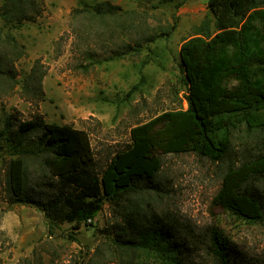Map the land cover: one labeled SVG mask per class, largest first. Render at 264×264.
Returning a JSON list of instances; mask_svg holds the SVG:
<instances>
[{
    "label": "trees",
    "instance_id": "16d2710c",
    "mask_svg": "<svg viewBox=\"0 0 264 264\" xmlns=\"http://www.w3.org/2000/svg\"><path fill=\"white\" fill-rule=\"evenodd\" d=\"M162 1L179 7L186 0ZM206 8L178 50L186 108L133 125L129 142L104 163L84 129L40 115L5 118L0 140L14 154L5 166L10 201L35 206L50 222L76 230L108 205L109 245L119 264H264V256L239 249L218 226L197 230L150 199L163 192L162 156L193 153L223 166L212 204L246 223L264 224V0H207ZM40 12L39 0H0V20L8 27ZM135 14L101 0L72 9L70 17L128 30L136 29ZM0 39L1 84L12 88L22 51L1 28ZM42 76L35 67L25 88H40Z\"/></svg>",
    "mask_w": 264,
    "mask_h": 264
},
{
    "label": "rangeland",
    "instance_id": "374dc122",
    "mask_svg": "<svg viewBox=\"0 0 264 264\" xmlns=\"http://www.w3.org/2000/svg\"><path fill=\"white\" fill-rule=\"evenodd\" d=\"M39 1L41 12L32 20L9 27L0 20L22 51L14 61V86L0 79V127L9 115H40L84 129L101 164L129 142L133 125L186 108L178 50L207 14V0L179 7L162 0H109L136 11V29L128 30L84 15L71 20L72 9L101 0ZM35 67L43 73L40 88L27 90ZM13 155L1 139L0 264H119L109 245L108 205L76 230L68 222H50L35 206L10 201L5 166ZM222 167L193 153L164 154L158 176L163 192L150 199L157 210L169 208L197 230L216 225L239 249L264 256V224L246 223L212 204Z\"/></svg>",
    "mask_w": 264,
    "mask_h": 264
}]
</instances>
